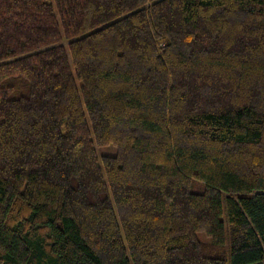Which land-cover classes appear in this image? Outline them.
<instances>
[{"label": "trees", "instance_id": "16d2710c", "mask_svg": "<svg viewBox=\"0 0 264 264\" xmlns=\"http://www.w3.org/2000/svg\"><path fill=\"white\" fill-rule=\"evenodd\" d=\"M263 262L264 0H0V264Z\"/></svg>", "mask_w": 264, "mask_h": 264}, {"label": "rangeland", "instance_id": "374dc122", "mask_svg": "<svg viewBox=\"0 0 264 264\" xmlns=\"http://www.w3.org/2000/svg\"><path fill=\"white\" fill-rule=\"evenodd\" d=\"M101 150L102 151H105V152H110L111 154H114L115 153V147L114 146H109V147H103V148H101ZM199 186V185H198ZM207 238H205V240H206ZM261 264H264V262L263 263H261Z\"/></svg>", "mask_w": 264, "mask_h": 264}]
</instances>
